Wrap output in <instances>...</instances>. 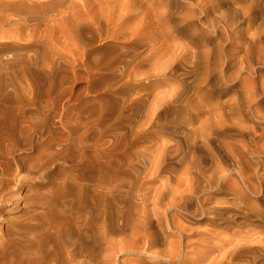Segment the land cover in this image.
<instances>
[{"label":"bare ground","instance_id":"1","mask_svg":"<svg viewBox=\"0 0 264 264\" xmlns=\"http://www.w3.org/2000/svg\"><path fill=\"white\" fill-rule=\"evenodd\" d=\"M43 1L0 0V228L12 220L11 214L28 207L27 198L43 187L44 176L58 166H72L70 177L83 178L86 192L58 197L51 204L33 203L32 212L26 214L32 223L22 257L11 264H232L244 249L263 253V241L258 247L250 242L255 229L244 230L258 214L260 223L264 214L254 208L256 202L250 197L264 195V163L250 162L264 153V127L259 132L242 119L254 118L253 122L264 125L257 81L242 86L244 97L234 101L183 100L184 106L177 101L186 111L178 110L179 118L169 120L172 139L149 145L158 134L143 136L140 121L121 119L125 103L131 112L146 105L141 99L124 101L113 109L120 115L117 122L103 116L96 119L94 101L72 98L67 89L61 90L63 84L56 86L53 96L28 88V77L37 79L40 71H46L40 64L46 34L38 21L48 20L45 7L62 0ZM134 1L124 2L121 16ZM189 1L201 11L217 2ZM109 2L116 7L120 1ZM252 13L251 7L243 6L235 11L244 19ZM223 22L230 32L234 22ZM258 43V61L264 64V42ZM31 48L32 56L26 53ZM234 58L231 52L205 56L222 68ZM192 59L198 74V57ZM261 87L264 92V82ZM166 103L157 104L154 116L163 113V105L168 108ZM127 123L130 130L124 131ZM232 130L239 139L227 141ZM220 140L224 143L215 146ZM181 143L188 146L187 157ZM193 150L200 155L189 158ZM167 161H175L183 170L169 169ZM80 162L86 165L85 172L75 167ZM224 210L226 218L219 221ZM181 218L206 228L186 229ZM237 219L242 222L236 223ZM232 223L239 230L233 231L231 239H222Z\"/></svg>","mask_w":264,"mask_h":264},{"label":"rangeland","instance_id":"2","mask_svg":"<svg viewBox=\"0 0 264 264\" xmlns=\"http://www.w3.org/2000/svg\"><path fill=\"white\" fill-rule=\"evenodd\" d=\"M45 1L50 4L49 0ZM115 1H120L116 7L109 0H62L53 7H45L47 11L44 15L48 20L43 21L42 18L38 22L46 34L43 45L45 54L39 57L46 71H40L37 79L28 77V88L49 92L53 96L56 86L63 84L61 90L67 89L72 98L94 101L96 119L103 116L112 121L120 117L116 112L118 110L113 111L118 105L127 100L141 99L146 105L136 106L131 112L127 105L129 103H125L126 109L121 119L140 121L138 126L142 128L138 130L143 131V136L158 134L151 139V144L141 142L142 146L172 139L168 122L179 118V111H186L175 104L177 101H181L182 106L185 104L183 100L208 103L206 100L216 102L231 98L234 101L244 97L242 86L256 80L255 89L260 95L258 100L264 102L261 87L264 64L259 63L256 52L258 42H264V0H246L243 4L235 0H217L206 11H201L189 0H135L124 12L127 13L125 16L121 14L126 0ZM241 6L251 7L252 15L244 19L242 15L235 14ZM187 17L191 18L187 21ZM217 20L221 23H216ZM224 20L234 22L230 32L225 30ZM155 43L154 50L152 45ZM232 45L238 49L233 51ZM33 49L26 53L34 55ZM229 52L235 58L226 61L224 68L221 63L214 65L205 60L206 55L221 56ZM193 56L198 57V74L193 71ZM175 95L178 99L172 98ZM163 101L167 102L165 105L168 108L163 105V113L154 116L157 104ZM242 119L259 132L264 127L261 122H253L254 118L248 121L247 118ZM123 130H130V124L127 123ZM228 135L231 138L227 141L239 139L234 130L229 131ZM222 143V140L215 141L214 145L218 147ZM182 150L187 152V157L188 146L182 144ZM193 151L189 158L200 155ZM257 160L264 163V153L250 158L253 165H257ZM166 164L169 169L176 167L175 172L183 170L175 161H167ZM84 166L80 162L75 167L83 168L80 172H85L87 169ZM70 167L63 164L48 172L44 176L43 187L35 189L37 191L27 198L28 207L14 212L10 216L12 220L3 223L0 228V264H11L22 257V249L26 245L24 241L29 234L28 229H31L29 224L32 223L26 214L32 212L33 203L51 204L58 197L84 195L86 189L82 190V187L86 182L83 178H71ZM250 197L256 202L254 208L264 213V195ZM6 211H10L9 206ZM36 211L40 212L41 209L36 207ZM220 213L222 216L218 219L224 221L227 211ZM258 215L253 223L244 227L245 231L255 229L256 233L250 239L254 247L264 242V214L260 223L256 222ZM179 222L186 229L206 228L201 222L199 226L183 218ZM239 222L242 221L237 219L236 223ZM231 227L232 230L221 235L222 239H231L233 231L239 230L234 223ZM2 249L4 254H1ZM123 259L136 261L135 257L129 256ZM231 263L264 264V252L255 250L249 253L248 249H244Z\"/></svg>","mask_w":264,"mask_h":264}]
</instances>
